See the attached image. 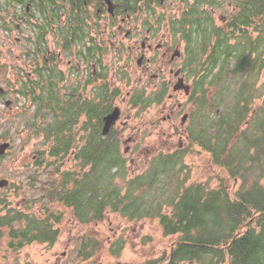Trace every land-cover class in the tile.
Returning a JSON list of instances; mask_svg holds the SVG:
<instances>
[{"label": "flooded vegetation", "instance_id": "obj_1", "mask_svg": "<svg viewBox=\"0 0 264 264\" xmlns=\"http://www.w3.org/2000/svg\"><path fill=\"white\" fill-rule=\"evenodd\" d=\"M0 1V28L7 35L6 47L0 43V68L3 66L5 77V88L0 87L2 138H6L3 131L9 130L3 128L4 121L13 127L21 121L25 109L18 98L29 104L33 101L36 109L38 126L22 125H32L27 133L30 129L38 133V148L46 144L36 154L54 152L49 145L63 139L89 147L93 140L91 113L96 107H108L103 117L119 111L105 134L102 117L95 135L108 141L115 154H137L139 147L130 145L142 142L146 130L164 129L177 114L182 126L191 118L184 132L189 145L198 147L195 136L209 132L202 111L210 86L204 84L203 39L182 22L180 29L182 6L177 13L162 16L157 7L167 0ZM150 87L151 93H147ZM154 106L159 108L152 125L159 126L150 129L139 120ZM188 106L186 114L182 110ZM215 115L216 111L210 117ZM203 120L206 124L200 125ZM194 127L197 134L192 133ZM168 136L161 132L155 148L169 142ZM184 150L156 154H184ZM15 201L0 198V228L4 229L0 240L12 232V215L22 217L19 208L12 210L18 204Z\"/></svg>", "mask_w": 264, "mask_h": 264}, {"label": "trees", "instance_id": "obj_2", "mask_svg": "<svg viewBox=\"0 0 264 264\" xmlns=\"http://www.w3.org/2000/svg\"><path fill=\"white\" fill-rule=\"evenodd\" d=\"M224 5L232 6L234 14L222 26L213 24L212 11L224 8ZM178 22L180 29L183 30L182 22L188 31L203 39L205 85L229 90L232 79L235 77L236 82L243 81L245 71L256 63L259 73L264 69V0H194L189 6L186 2ZM244 87L243 82L239 91L233 92L231 104L224 114L211 119L204 114L213 135L204 132L201 136V132L195 138L199 139L198 147L211 155L214 165L225 171L226 175L224 173L221 177L226 180L238 179L243 189L251 186L249 190L238 189L240 193L234 197L223 189L222 195L221 189L206 194L200 185H188V179H183L179 171H175L182 161L178 157L183 154H160L148 172L133 177L129 183L132 188L123 192L112 187L113 176L109 175V171L112 167H118L119 176L124 179L127 171H121V167L126 161L122 159V154H115L111 147L108 148V142L93 139L92 151L85 158L81 154L84 149L79 154H73L81 168L80 175L74 172L76 177L63 174L60 187L53 189L52 197L62 206L72 208L76 220L83 224L101 220L103 213L109 209L116 212L122 210L121 214L126 215L128 221L136 222L150 214V208L146 209L143 204L149 195H145V192L150 193L154 186L174 184L175 191L168 201H178L176 208L168 211L172 214L163 213V208L159 207L152 215L160 216L163 239L176 237V242L174 244L170 239L171 245L174 244L172 249L167 247L160 258L143 264H162L171 252V257L164 264H244L250 261L252 264H264V188L260 187V180L264 177V121H257L251 133L242 135V152L238 147H232V154L230 151L231 138L241 133L242 125L252 111V98H247L248 91L242 92ZM263 118L264 112L260 119ZM60 147L62 152L67 153L71 145L61 143ZM68 155L51 154L58 160ZM103 173L107 175V183L101 189L98 187L101 184L92 183L91 177ZM180 206L181 211L178 212ZM183 206H193L190 207L193 212H184ZM214 207L218 208L219 215L223 212L225 217L215 218ZM51 218L53 215L42 220L32 218L28 229H35L44 241L52 235L49 238L52 242L59 232L55 230L48 235L49 226L53 224ZM34 219L39 222L35 223L32 221ZM55 220L61 222V217ZM227 245V248H221ZM11 246L15 247L13 243ZM120 250L118 246L111 251L118 255ZM88 255L85 256L82 250L78 253L83 258Z\"/></svg>", "mask_w": 264, "mask_h": 264}, {"label": "rangeland", "instance_id": "obj_3", "mask_svg": "<svg viewBox=\"0 0 264 264\" xmlns=\"http://www.w3.org/2000/svg\"><path fill=\"white\" fill-rule=\"evenodd\" d=\"M193 1L167 0L162 7H157V9L162 13V16L175 14L177 11H180L179 6L183 7L186 2L189 6ZM0 3L3 2L0 1ZM234 12L235 9L232 6L224 5V8L212 11L211 20L213 24L222 26ZM2 14L3 12H1L0 16ZM6 38L7 35L4 30L0 29V43L4 44ZM6 45L7 42H5L4 48ZM15 54L16 51L12 50V59H15ZM0 59L2 58L0 57ZM258 68L259 66L256 63L251 69L246 70L243 81L236 82L234 77L229 85L231 88L229 90L226 88L221 90L218 87L213 88L212 86H208L206 90L208 100L205 98L206 104L203 106L202 111L209 119L210 115L215 113V111L220 115L226 112L225 109L228 110L233 92L237 93L243 82L245 83V87L242 92L248 91L247 98H252L250 100V109L252 111L247 121L242 125L241 133L231 138V154L232 147H238L242 152L244 150L240 145L244 137L242 135L244 133H251L257 121H264V118L260 119L264 112V69L259 73ZM0 87L5 88L3 66L0 68ZM134 87L137 88L136 86ZM151 88L147 90V93H151ZM214 97L218 98V102L214 100ZM18 103L20 106H23V109L27 108L23 104L22 99H18ZM158 108V106H154L149 112L145 111L143 113L144 118L142 116L143 121L139 120V122L148 125L150 129L158 127L159 124L156 126L152 125V121L157 118L154 113ZM96 109L101 113H105L108 107L105 109L104 107H96ZM188 109L189 106L185 107L182 111L187 114ZM34 119L35 110L29 108L23 112L20 117L21 121L16 123L17 126H9L4 121L6 126H3V128L7 127L9 130L3 131L6 138L0 136V143L8 142L11 145L9 150L6 151L5 156L0 158V181L6 180L9 184L8 188H0V198L5 196L11 200H19V203L12 210L15 211L19 208L23 217V221H18L13 217L10 219V227L13 228L12 232L10 236H4L0 240V264H143L160 258L164 249L175 244L176 237H171V241L174 243L172 245L169 238L163 239L162 227L159 221L160 216L152 215L159 207L163 208V213L172 214L168 211L174 209V207L176 208L178 201V199H170L168 201L173 191H175L174 184L164 187L154 186L149 190L150 193L148 191L145 192V195H149L143 204L146 206V209L150 208V214L145 219L136 222L128 221L127 216L121 214L122 210L116 212L109 209L103 213L101 220L91 225L78 222L72 208L62 206L57 199L55 200L52 197V192L55 187H57V190L60 187L58 175H55L54 171L57 165H61V169L63 170L71 169L73 170L72 172L79 173V175L82 172L81 168L77 165L75 156L74 160L72 156H68L69 158L67 159L59 158V160H49L51 158L44 156L42 160L48 162L49 167L41 168L37 165L39 158L34 157H40L36 152L43 148L42 146L38 148L41 138L38 137V133L33 132L31 129L29 133L26 132L32 125L22 126L23 124H32ZM180 120L181 116L177 114L164 129L155 133H151L150 130L142 133L144 134L142 142L130 145L132 149L139 147L137 154L132 152V154H124L122 157L126 163L121 167V171L126 169V177L123 179L122 176H119L120 170L118 167L110 169L109 175L113 176L111 179L112 187L126 192L127 189L132 188V185L129 183L133 177L139 176V172L141 171H144V173L148 172L152 163L158 158L159 154L156 153H171L177 149H186L181 151L184 152V155L178 157V160L182 161L177 165L175 171H179L183 179H191V182L200 184L206 194L221 189L220 195H222V189H224V192L229 191L228 195L230 197H234L240 193L237 191L238 189L249 190L251 188V186H245L246 188L244 187L243 189L238 179L234 181L221 177L225 171L214 165L211 155L203 149L189 145L190 141L188 142L184 137V132L187 126L190 125L191 118L188 119L187 125L183 126L180 124ZM205 124V120L200 122V125ZM172 127H176L178 132H174ZM163 131L169 133L168 137L170 139L166 138L169 142L161 143L160 148L156 149L155 144H159V136H161V132ZM192 133L197 134L198 128L194 127ZM146 134H151L152 136L149 137ZM209 135H213L210 129ZM125 145L127 144H123L122 146ZM77 151L79 152L80 150ZM81 154L83 158L87 156L84 150ZM37 179H39L38 182L36 181ZM91 182L96 185L101 184L98 187L103 189L107 183L106 173L91 177ZM260 187L264 188V177L260 180ZM134 196L137 197L136 194ZM228 202L232 203L236 201ZM194 206L196 208V205ZM190 207L193 206H183L184 212L190 210L192 213L193 209ZM214 209L216 210L215 218L225 217L223 212L219 215L218 208L214 207ZM178 210V212L181 211V206ZM49 214H53L55 217L61 216V222L57 220L53 221V224L49 226L50 229L47 231L48 235L53 234L55 230L59 232L55 235L52 242L49 241L52 235L44 241V239H40L42 236L39 232H36L35 229L32 231L28 229V223L31 222L32 218L42 220ZM37 219L32 221L38 223L39 220ZM3 230V228H0V232L3 233ZM25 233L28 235L26 234L25 236ZM88 239L95 241V245L91 250L93 251L91 253L93 255L90 254L86 258H82L78 256V253L84 248V241ZM12 243L15 247L11 246ZM118 246L121 250L117 252L118 255H115L111 250ZM166 262H168V257L161 263L164 264ZM244 264L252 263L250 261Z\"/></svg>", "mask_w": 264, "mask_h": 264}, {"label": "water", "instance_id": "obj_4", "mask_svg": "<svg viewBox=\"0 0 264 264\" xmlns=\"http://www.w3.org/2000/svg\"><path fill=\"white\" fill-rule=\"evenodd\" d=\"M117 117H118V111L116 110V111H114L113 114H111L107 118L108 123L105 126V130H107L115 122V120L117 119ZM2 148H5V147L3 146ZM0 155H2V154H0ZM5 185H6V182H2V184H0V187L5 186Z\"/></svg>", "mask_w": 264, "mask_h": 264}]
</instances>
